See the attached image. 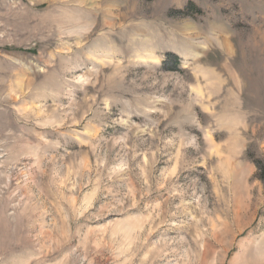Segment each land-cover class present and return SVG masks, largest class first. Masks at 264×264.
<instances>
[{
  "label": "rangeland",
  "instance_id": "obj_1",
  "mask_svg": "<svg viewBox=\"0 0 264 264\" xmlns=\"http://www.w3.org/2000/svg\"><path fill=\"white\" fill-rule=\"evenodd\" d=\"M258 160L264 0H0V264H264Z\"/></svg>",
  "mask_w": 264,
  "mask_h": 264
},
{
  "label": "trees",
  "instance_id": "obj_2",
  "mask_svg": "<svg viewBox=\"0 0 264 264\" xmlns=\"http://www.w3.org/2000/svg\"><path fill=\"white\" fill-rule=\"evenodd\" d=\"M262 164H264L261 160L256 161V166L258 167L259 172L261 173ZM264 172V171H263ZM264 177H262V180L264 182Z\"/></svg>",
  "mask_w": 264,
  "mask_h": 264
}]
</instances>
